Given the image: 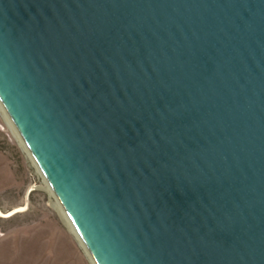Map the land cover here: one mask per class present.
Segmentation results:
<instances>
[{
  "label": "water",
  "instance_id": "95a60500",
  "mask_svg": "<svg viewBox=\"0 0 264 264\" xmlns=\"http://www.w3.org/2000/svg\"><path fill=\"white\" fill-rule=\"evenodd\" d=\"M0 99L97 264H264V0H0Z\"/></svg>",
  "mask_w": 264,
  "mask_h": 264
},
{
  "label": "rangeland",
  "instance_id": "374dc122",
  "mask_svg": "<svg viewBox=\"0 0 264 264\" xmlns=\"http://www.w3.org/2000/svg\"><path fill=\"white\" fill-rule=\"evenodd\" d=\"M34 158L0 109V264H94Z\"/></svg>",
  "mask_w": 264,
  "mask_h": 264
},
{
  "label": "bare ground",
  "instance_id": "6f19581e",
  "mask_svg": "<svg viewBox=\"0 0 264 264\" xmlns=\"http://www.w3.org/2000/svg\"><path fill=\"white\" fill-rule=\"evenodd\" d=\"M0 109L2 110V112H3V114H4V116H5V118L7 119V121H8V123H9V125H10V127H11V129H12V131H13V133H14V135L16 136V138H17V140L20 142V144L24 147V149H26V151H29V153L33 156V154L31 153V151L27 148L28 146L25 144V139H24V137L23 136H21V133L19 132V130L17 129V127H16V125H15V123L13 122V120H12V118L10 117V115H9V113L5 110V108L3 107V105H2V101H1V99H0ZM34 157V156H33ZM32 158V157H31ZM35 159V158H34ZM36 162V161H35ZM38 164V163H37ZM46 180V179H45ZM46 183H47V188L49 189V191H50V193L55 197V199H56V204L58 205V206H60V208H61V205H60V202L58 201V199H57V197H56V195L54 194V192H53V190H52V188H51V186H50V184H49V182L46 180ZM56 205V206H57ZM57 206V207H58ZM63 210V209H62ZM64 212V211H63ZM63 217H65V216H63ZM68 219V218H67ZM69 220V219H68ZM66 221V220H65ZM71 225H72V223H71V220H70V222H69ZM73 226V225H72ZM72 226H71V228H72ZM75 229V228H74ZM77 234V233H76ZM75 234V235H76ZM79 235V234H78ZM81 238V237H80ZM81 240H82V238H81ZM88 251V250H87ZM89 255H90V257H91V259H92V261H93V263L94 264H97L96 263V261L94 260V258L92 257V255L89 253Z\"/></svg>",
  "mask_w": 264,
  "mask_h": 264
}]
</instances>
